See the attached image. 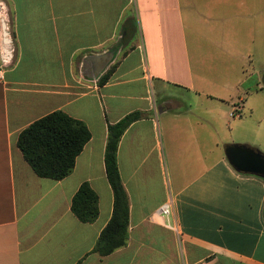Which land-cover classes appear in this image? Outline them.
Instances as JSON below:
<instances>
[{"label":"crops","instance_id":"crops-1","mask_svg":"<svg viewBox=\"0 0 264 264\" xmlns=\"http://www.w3.org/2000/svg\"><path fill=\"white\" fill-rule=\"evenodd\" d=\"M2 1L0 264H264V179L223 151L228 131L264 143L253 122L264 114V0ZM106 53L90 79L85 59ZM54 110L90 132L60 180L37 176L16 145ZM133 113L116 152L127 243L100 256L113 207L107 126ZM82 182L98 198L93 222L71 211Z\"/></svg>","mask_w":264,"mask_h":264},{"label":"trees","instance_id":"trees-1","mask_svg":"<svg viewBox=\"0 0 264 264\" xmlns=\"http://www.w3.org/2000/svg\"><path fill=\"white\" fill-rule=\"evenodd\" d=\"M111 69L100 76L98 84L107 80ZM135 117L136 114H129L107 126L104 167L112 190L113 207L92 249L100 256L127 243L129 201L120 178L116 152L124 130ZM89 139L90 132L83 121L63 110H54L25 127L18 134L16 145L37 176L60 180L72 172L76 157ZM71 211L82 222H93L97 218L98 198L88 182H82L72 196Z\"/></svg>","mask_w":264,"mask_h":264},{"label":"water","instance_id":"water-1","mask_svg":"<svg viewBox=\"0 0 264 264\" xmlns=\"http://www.w3.org/2000/svg\"><path fill=\"white\" fill-rule=\"evenodd\" d=\"M107 57H109V53L100 57L85 59L83 73L90 79H97L100 72L107 65ZM101 60L104 62L101 63ZM90 68L92 71H90ZM262 83L264 85V74L262 76ZM223 151L227 162L235 171L264 179V153L260 150L247 144L225 143Z\"/></svg>","mask_w":264,"mask_h":264},{"label":"rangeland","instance_id":"rangeland-1","mask_svg":"<svg viewBox=\"0 0 264 264\" xmlns=\"http://www.w3.org/2000/svg\"><path fill=\"white\" fill-rule=\"evenodd\" d=\"M257 71L258 73L262 72L261 69L259 68ZM263 93H264V90H263ZM245 117H246L245 115H242L238 121L243 120ZM234 119L235 118H231V121H235ZM253 122L255 123V126L260 127V132L262 134L260 137H264V114L262 116L254 117ZM228 135H229L228 138H233L234 140V141H228V143L247 144V145L257 148L262 153H264V143L259 141L260 138H255L254 140L251 139L252 141L248 142V141H241L243 140L242 137L237 136L233 132L228 131ZM256 136H259V134H256Z\"/></svg>","mask_w":264,"mask_h":264},{"label":"built area","instance_id":"built-area-1","mask_svg":"<svg viewBox=\"0 0 264 264\" xmlns=\"http://www.w3.org/2000/svg\"><path fill=\"white\" fill-rule=\"evenodd\" d=\"M4 8V3L2 0H0V11ZM5 80V72L2 67H0V82H3ZM241 109L239 106H235L234 109L230 112L231 117H240ZM171 199L169 198L166 202H164L157 210V214L160 217H167L170 215L171 212Z\"/></svg>","mask_w":264,"mask_h":264}]
</instances>
